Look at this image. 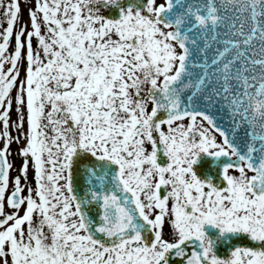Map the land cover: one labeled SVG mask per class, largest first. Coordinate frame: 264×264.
Instances as JSON below:
<instances>
[{
  "label": "snow or ice",
  "instance_id": "6c2138e0",
  "mask_svg": "<svg viewBox=\"0 0 264 264\" xmlns=\"http://www.w3.org/2000/svg\"><path fill=\"white\" fill-rule=\"evenodd\" d=\"M25 11L0 0V264H264V0Z\"/></svg>",
  "mask_w": 264,
  "mask_h": 264
},
{
  "label": "flooded vegetation",
  "instance_id": "af4514ba",
  "mask_svg": "<svg viewBox=\"0 0 264 264\" xmlns=\"http://www.w3.org/2000/svg\"><path fill=\"white\" fill-rule=\"evenodd\" d=\"M25 8H26V0H21V17L23 20H27V14H26ZM16 147L17 146L15 144L12 145L13 153H15ZM11 159L14 160V162L17 166L19 165V163H20L19 157L14 155Z\"/></svg>",
  "mask_w": 264,
  "mask_h": 264
}]
</instances>
